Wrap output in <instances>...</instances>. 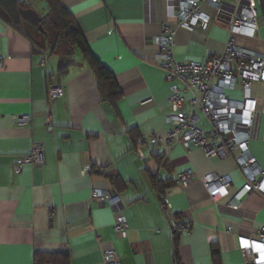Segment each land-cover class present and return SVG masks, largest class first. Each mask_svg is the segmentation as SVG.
Wrapping results in <instances>:
<instances>
[{"label": "crops", "instance_id": "obj_1", "mask_svg": "<svg viewBox=\"0 0 264 264\" xmlns=\"http://www.w3.org/2000/svg\"><path fill=\"white\" fill-rule=\"evenodd\" d=\"M252 1L258 33L237 35L235 43L264 53V0ZM62 4L91 53L115 77L120 98L114 104L102 100L98 78L79 48L61 45L53 52L49 33L45 40L30 39L0 19V56L6 57L0 68V264H42V257L51 262L43 264H105L109 250L119 264H247L246 249L264 263V194L239 195L246 180L233 156L209 159L193 144L169 149L136 142L143 135L165 137L173 114L156 39L169 28L176 61L206 63L225 52L227 25L205 4L208 23L191 30L178 25L167 0ZM42 7L34 5L40 15ZM52 79L63 90L54 100L48 97ZM252 95L259 119L249 146L264 171V85L254 82ZM48 112L52 132L45 124ZM25 115L31 125L18 122ZM198 125L210 129L202 114ZM34 144L43 146L44 163L15 175L17 159ZM187 170L197 179L183 188L177 176ZM209 175L231 177L229 198L217 203L209 196L199 179ZM95 190L120 196V207L95 201ZM231 199L238 209L226 204ZM168 214L189 230L174 235ZM120 217L128 224L125 236L114 229Z\"/></svg>", "mask_w": 264, "mask_h": 264}, {"label": "built area", "instance_id": "obj_2", "mask_svg": "<svg viewBox=\"0 0 264 264\" xmlns=\"http://www.w3.org/2000/svg\"><path fill=\"white\" fill-rule=\"evenodd\" d=\"M151 3L152 0H147ZM169 9L178 20V25L191 30L197 26H205L210 17L201 10L202 5L214 9L216 20L226 24L229 37L225 52L215 56L206 63L189 61L180 63L173 56L175 32L169 28L165 34L156 39L162 50V68L166 81L170 85L169 103L172 115L167 118L169 126L167 135L163 138L143 135L136 139L139 145L173 149L178 144H193L201 149L207 158L223 159L233 156L240 171L245 177V184L240 196L252 192L264 194V171L250 149V143L257 135L258 113L256 100L252 95V84L258 82L264 85V53L251 51L235 43L237 35L255 37L260 28V17L257 5L252 0H167ZM6 60L0 56V68ZM239 98H235V95ZM63 90L52 79L48 85L50 100L60 98ZM187 107V108H186ZM200 114L210 125L209 130L202 129L198 123ZM23 125H31L30 115L18 119ZM45 124L49 132L54 130L51 112L47 113ZM44 163V148L34 144L30 153L17 159L14 174L18 175L27 166H42ZM90 169H86L89 172ZM193 170H187L177 176L181 187L186 188L196 181ZM209 196L217 203L231 195L232 180L230 176L209 175L199 178ZM235 200L237 197H234ZM93 199L110 207H120L121 198L108 191L95 190ZM162 207L168 212V201L160 196ZM237 201V200H236ZM232 199L226 204L238 209L239 205ZM172 219L174 235L189 230V225L168 214ZM115 231L126 235L128 224L125 218L115 221ZM264 242V227L261 231ZM247 264H259L255 254L250 249L244 251ZM105 264H119L115 251L109 250L103 254ZM264 264V263H261Z\"/></svg>", "mask_w": 264, "mask_h": 264}, {"label": "trees", "instance_id": "obj_3", "mask_svg": "<svg viewBox=\"0 0 264 264\" xmlns=\"http://www.w3.org/2000/svg\"><path fill=\"white\" fill-rule=\"evenodd\" d=\"M37 2L46 3V11L44 14H41L43 19L40 23V25L44 28L43 32L32 28L28 24H25L23 26L15 25L9 15L1 8L0 19L8 23L24 36L34 40H36V37H42L45 40V34H48V31L51 30L54 39L51 44L53 52L56 50V48H58V46L61 45H63L69 51H73L75 48H79L83 54L84 59L92 67L98 78L102 100H108L113 104L116 103V101L120 98V91L115 77L91 53L89 46L80 29L76 25L74 18L63 7L62 0H20L19 5L24 8H34V5ZM217 256L218 253H213L214 259ZM38 260L42 264L45 262L51 263L49 262V260H46L45 257H42Z\"/></svg>", "mask_w": 264, "mask_h": 264}, {"label": "water", "instance_id": "obj_4", "mask_svg": "<svg viewBox=\"0 0 264 264\" xmlns=\"http://www.w3.org/2000/svg\"><path fill=\"white\" fill-rule=\"evenodd\" d=\"M19 4L20 0H0V8L9 15L15 25L22 26L26 22L43 32L44 29L40 25L42 16L34 8H24Z\"/></svg>", "mask_w": 264, "mask_h": 264}, {"label": "rangeland", "instance_id": "obj_5", "mask_svg": "<svg viewBox=\"0 0 264 264\" xmlns=\"http://www.w3.org/2000/svg\"><path fill=\"white\" fill-rule=\"evenodd\" d=\"M43 3V7L41 9H39L40 13L44 14L45 11H46V3L45 2H42ZM46 26V25H45ZM47 27V26H46ZM47 29V28H46ZM29 30V29H28ZM30 32V31H29ZM49 33V36L51 39H53V33L51 32V30L48 31Z\"/></svg>", "mask_w": 264, "mask_h": 264}]
</instances>
